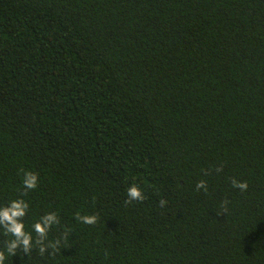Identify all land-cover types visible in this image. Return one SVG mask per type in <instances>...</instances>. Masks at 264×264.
<instances>
[{"label": "trees", "instance_id": "1", "mask_svg": "<svg viewBox=\"0 0 264 264\" xmlns=\"http://www.w3.org/2000/svg\"><path fill=\"white\" fill-rule=\"evenodd\" d=\"M20 169L71 233L5 264H264V0H0V205Z\"/></svg>", "mask_w": 264, "mask_h": 264}, {"label": "clouds", "instance_id": "2", "mask_svg": "<svg viewBox=\"0 0 264 264\" xmlns=\"http://www.w3.org/2000/svg\"><path fill=\"white\" fill-rule=\"evenodd\" d=\"M216 172L223 171V166L215 167ZM23 174V191L17 198L11 199L7 204L0 205V230L6 239L0 244V264H5L8 258L13 257L18 252L29 254L31 256L32 249H36L38 255L44 256L46 253L49 256H55L61 252V249L66 247L64 242L68 239L71 229L64 226L63 232L56 238L49 240V233L54 226L61 224L60 216L57 211H49L41 215L31 225V231H27L25 227V217L28 214L30 204L23 197L31 190H35L39 185V174L37 172L20 169ZM205 175L208 172L205 171ZM233 188L247 191L248 182L240 181L236 178H231ZM196 191H208L207 181L201 179L195 185ZM145 198L142 189L135 183L127 188V200L125 203L132 201H143ZM160 206L163 207L166 201L161 199ZM223 208L226 210L228 201H222ZM220 213H218L219 215ZM74 219L85 225H94L98 222L97 214H81L79 211L74 214ZM35 233V238L33 237Z\"/></svg>", "mask_w": 264, "mask_h": 264}]
</instances>
